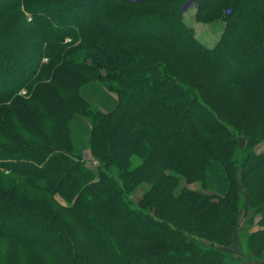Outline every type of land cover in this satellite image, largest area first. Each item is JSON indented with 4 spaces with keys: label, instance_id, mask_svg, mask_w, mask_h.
<instances>
[{
    "label": "trees",
    "instance_id": "16d2710c",
    "mask_svg": "<svg viewBox=\"0 0 264 264\" xmlns=\"http://www.w3.org/2000/svg\"><path fill=\"white\" fill-rule=\"evenodd\" d=\"M187 1L0 0V264H264V0Z\"/></svg>",
    "mask_w": 264,
    "mask_h": 264
},
{
    "label": "rangeland",
    "instance_id": "374dc122",
    "mask_svg": "<svg viewBox=\"0 0 264 264\" xmlns=\"http://www.w3.org/2000/svg\"><path fill=\"white\" fill-rule=\"evenodd\" d=\"M188 1H191V0H188ZM193 2H195V1H193ZM196 12H197V7H196V10H194V8H192V7L184 9L185 20L190 26L194 27V29L196 31V35H197V31L199 30L202 33V36H206L207 39H211L212 40L211 42H213V45L210 47H213L215 44H217V42L222 37L223 28H224L223 23L222 22L208 23V22L199 21L196 18ZM202 42H204V41H202ZM42 61H47V59L44 57L42 59ZM21 93L25 94L26 90L22 89ZM72 132H73L74 141H75V143H77L78 146L86 147L87 144H89V137L90 136L88 133V129L85 127V124L81 122V120H79V119L76 120V122L73 124ZM238 141H239V144L241 146L245 147V145L247 143V138L244 136H241V137H239ZM254 150L257 153L264 152V139L255 145ZM85 153L88 154V156L85 155V157L87 159H89V161L91 159H93V155H92L91 149L89 147L85 149ZM238 155H239L240 159H242L247 155V152L245 149H241L238 152ZM92 163L95 165H98L99 161L97 159H93ZM0 174H1V179L3 180V183L6 185L7 184L10 185L12 183H17L20 187H23L24 189L25 188H29V189L31 188L27 184L26 179L21 175L8 174L7 171H3L1 169H0ZM168 184H169L168 188L167 187L165 188L166 190L168 189V191L166 193L170 192L169 187L172 186L174 183L169 182ZM186 184H187L186 186L190 189H200V187H201V184L199 182H193V183H187L186 182ZM145 188H147V187H145ZM145 191H146V189L144 190L143 187H139V189L136 190L134 192V194H132V195L134 196V198L136 200H138L140 197H142V195L144 194ZM34 192H35V193H33L34 196L37 195L40 198L46 197V194L43 192H39V191H34ZM59 199L61 200L60 197H59ZM258 220H259V217L257 216V218L254 221V224L250 223L248 225V223L247 224L243 223L242 224L243 229L241 230L237 241L232 245H228V246L223 247L225 250L233 253L236 256V258L239 259V261L241 262L240 264H255V261L252 259L251 254L246 251V242H247V238H248V232L257 230L261 227L257 223ZM17 247L19 248L20 246L16 245V243L14 244V243H11L10 241L5 242L4 240H0V257L3 256V258H5L4 253L6 254L7 251H10V249L14 250Z\"/></svg>",
    "mask_w": 264,
    "mask_h": 264
},
{
    "label": "crops",
    "instance_id": "0c3cea01",
    "mask_svg": "<svg viewBox=\"0 0 264 264\" xmlns=\"http://www.w3.org/2000/svg\"><path fill=\"white\" fill-rule=\"evenodd\" d=\"M191 7L194 8V10H196V7H197L196 3L193 2L192 0L191 1H187L184 4L183 9H187V8H191ZM197 36H198V38L200 40L204 41L208 46H212L213 45V42H211L212 40L211 39H207L206 36H202V33L199 30L197 31Z\"/></svg>",
    "mask_w": 264,
    "mask_h": 264
},
{
    "label": "water",
    "instance_id": "95a60500",
    "mask_svg": "<svg viewBox=\"0 0 264 264\" xmlns=\"http://www.w3.org/2000/svg\"><path fill=\"white\" fill-rule=\"evenodd\" d=\"M88 156V154H86Z\"/></svg>",
    "mask_w": 264,
    "mask_h": 264
}]
</instances>
